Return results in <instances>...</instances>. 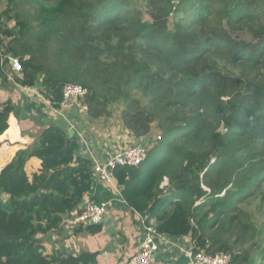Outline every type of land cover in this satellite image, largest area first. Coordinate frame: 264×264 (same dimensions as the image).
Returning a JSON list of instances; mask_svg holds the SVG:
<instances>
[{
	"label": "trees",
	"instance_id": "obj_1",
	"mask_svg": "<svg viewBox=\"0 0 264 264\" xmlns=\"http://www.w3.org/2000/svg\"><path fill=\"white\" fill-rule=\"evenodd\" d=\"M141 1L0 0V80L10 72L56 108L62 85L78 83L88 120L116 104L135 137L155 126L146 158L113 171L126 205L161 235L264 264V219L244 208L256 195L264 205V0ZM14 109L0 102V134ZM78 147L52 121L1 167L0 221L20 226L0 229V264L95 263L97 252L51 244L92 185L94 161ZM31 157L40 168L29 175Z\"/></svg>",
	"mask_w": 264,
	"mask_h": 264
},
{
	"label": "crops",
	"instance_id": "obj_2",
	"mask_svg": "<svg viewBox=\"0 0 264 264\" xmlns=\"http://www.w3.org/2000/svg\"><path fill=\"white\" fill-rule=\"evenodd\" d=\"M31 89L28 91L17 84L10 72L7 73L6 81L0 80V102L10 99L15 106L8 119V128L0 134V158L5 157L0 162V169L10 161L16 150L29 146L44 125L52 121L65 126L68 124L74 129V133L79 136L77 155L89 157L94 163L104 162L107 151H119L140 140L152 139L150 134L135 137L122 125L119 118L114 123L108 118L88 120L86 112L81 110L77 101L68 106H60L58 113H55L37 96L38 87ZM25 168L30 175L40 168V160L36 157L29 158ZM91 175L92 185L83 202L92 199L107 204L101 230L95 234L76 230L78 225H85L73 222L74 210L66 216L63 229L54 232L51 244L66 253L97 252L94 264H122L137 250L140 240L138 217L120 199L118 189L101 182L94 169ZM189 242V236H165V240L159 243L151 264H184L188 258L182 249Z\"/></svg>",
	"mask_w": 264,
	"mask_h": 264
},
{
	"label": "built area",
	"instance_id": "obj_3",
	"mask_svg": "<svg viewBox=\"0 0 264 264\" xmlns=\"http://www.w3.org/2000/svg\"><path fill=\"white\" fill-rule=\"evenodd\" d=\"M10 65L13 70L20 69V63L16 58H10ZM87 90L78 83H64L61 87L60 106H68L72 102L77 101L80 104L81 110L86 112L87 103L85 94ZM37 96L47 105L52 108L55 113L58 109L54 107L53 102L46 99L40 93ZM148 146L145 140H140L133 145H129L119 151H107L105 153V161L94 163L93 169L97 173L98 179L113 188L118 189L113 171L116 166H137L147 156ZM120 199L124 201L120 194ZM125 202V201H124ZM107 204L105 202L92 199L85 200L79 207L78 212H75L73 222L83 225L97 224L103 221L106 212ZM138 217L140 226V240L137 250L131 254L122 264H151L154 261L155 253L158 250V245L165 240V236L158 233L154 225H149L145 222V217L134 210ZM185 256L188 258L184 264H231L232 255L228 252L208 253L203 248L196 247L193 241H190L188 246L182 249Z\"/></svg>",
	"mask_w": 264,
	"mask_h": 264
},
{
	"label": "rangeland",
	"instance_id": "obj_4",
	"mask_svg": "<svg viewBox=\"0 0 264 264\" xmlns=\"http://www.w3.org/2000/svg\"><path fill=\"white\" fill-rule=\"evenodd\" d=\"M135 3L138 5H142L141 0H135ZM175 15L176 14H173L172 17H174ZM172 17L170 19V22L173 20ZM120 109H121L120 105L115 104L114 108H113L114 113L110 117H108L107 120L111 119L113 121V123L116 122V119L119 118ZM100 119H104V118L101 117ZM149 134L152 138L154 136H156L157 129L155 126L152 127V130ZM145 144H146V146H148V149H149L153 144V140L147 139L145 141ZM244 208L249 211V213L252 216V219L254 220V222L257 225L264 219V213H263L264 205L259 201L258 195L254 196L247 203H245ZM19 226H20V224L15 217H11L5 221L4 220L0 221V229L5 230L6 232H14L16 229H18ZM47 250H49V246H48Z\"/></svg>",
	"mask_w": 264,
	"mask_h": 264
},
{
	"label": "water",
	"instance_id": "obj_5",
	"mask_svg": "<svg viewBox=\"0 0 264 264\" xmlns=\"http://www.w3.org/2000/svg\"><path fill=\"white\" fill-rule=\"evenodd\" d=\"M66 128L68 130L69 135L72 136L74 134V129L70 128L68 124H66Z\"/></svg>",
	"mask_w": 264,
	"mask_h": 264
}]
</instances>
